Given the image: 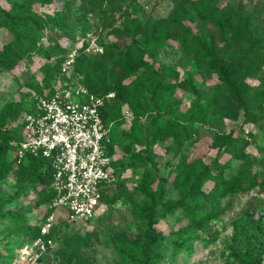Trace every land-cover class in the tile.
Returning a JSON list of instances; mask_svg holds the SVG:
<instances>
[{
  "label": "rangeland",
  "instance_id": "1",
  "mask_svg": "<svg viewBox=\"0 0 264 264\" xmlns=\"http://www.w3.org/2000/svg\"><path fill=\"white\" fill-rule=\"evenodd\" d=\"M131 1L125 0V5ZM113 2L115 6L119 4L118 0ZM228 2L251 12L261 28L257 35L242 24L227 32L221 58L228 60L239 80L264 92V0ZM88 3L89 0H77L65 19L70 27L77 28L76 47L83 38L92 42V38L79 36L83 31L79 18ZM98 3L89 24L103 51L92 49L88 52L91 56L103 54L104 43L117 40L110 34L111 24L124 25L122 11H111L112 5L105 2L110 10L106 15L100 0ZM0 6L11 9L12 3L0 0ZM131 7L138 19L146 22L150 17L168 16L174 2L138 0ZM52 11L53 6L40 2L32 5V12L37 15ZM105 23L107 28L102 26ZM190 25L202 39L209 40L215 34L211 23ZM11 37L8 29L0 28V48ZM128 41H119V45L125 47ZM147 43L148 38L141 35L139 44L146 48ZM59 45L63 51L51 57L40 52L11 70L0 66V264H22L21 248L49 216L46 182L39 179L38 171L12 162L4 129L19 105H27L42 89H50L56 83L57 79L47 71L69 53L73 40L59 39ZM249 50L251 70L246 58ZM145 59L147 69L150 65L159 69L166 65L179 72L178 76H163L167 82L177 80L178 85L155 94L154 83L139 82V107L123 104L112 109L110 123L120 171L118 185L105 210L93 220H73L67 218L66 211H57L56 244L45 254L42 264H140L141 248L153 238L146 224L152 204H157L154 227L166 234L160 240L163 258L156 264H257L255 258L264 264L263 188L256 186L249 191L209 198L200 195L192 203L199 207L194 209L181 204L205 166L210 168L201 185L205 193L213 188L219 174L228 178L238 172L241 160L233 158L223 146L230 135L250 138L246 154L251 173L264 180V101H255L245 109L228 96V101L219 105L229 92L218 87V74L199 71L193 55L177 40L166 41L155 56L146 54ZM100 75L96 69L93 81ZM137 75H131L130 80ZM186 79L196 85L199 93L186 86ZM144 156L150 159H143ZM207 217L210 219L204 229L187 227Z\"/></svg>",
  "mask_w": 264,
  "mask_h": 264
},
{
  "label": "trees",
  "instance_id": "2",
  "mask_svg": "<svg viewBox=\"0 0 264 264\" xmlns=\"http://www.w3.org/2000/svg\"><path fill=\"white\" fill-rule=\"evenodd\" d=\"M12 3L11 9L0 6V28L8 29L11 32V39L0 48V66L5 70H11L19 63L45 52L48 56H53L63 48L59 47V39L73 40V45L69 53L65 54L60 60H57L52 68L48 69L47 74H53L58 79L61 74V66L68 55L76 49L75 65L73 73L80 76L82 83L97 95L109 92L115 93V98L108 102L102 109L104 121L111 126L112 141L109 145V153L115 157V144L112 123H110L112 109L128 104L134 109L139 107V92L137 89L139 82H152L155 84L153 92L159 93L160 90L171 91L178 85V81H165L163 76L179 75V72L173 68L163 65L161 70L152 65L148 66L145 59L146 54L155 56L161 46L168 40H177L182 43L186 52L193 55L199 71L210 73L215 71L218 74V87L226 89L229 94L224 95L219 105L228 101V96L233 97L236 102L245 109L251 108L255 101H264V92L258 90L255 86L239 80L233 73L229 62L221 58V53L227 41L226 33L231 32L240 24L244 25L249 31L257 35V30L261 28L253 21L251 12L240 9L238 4L229 3V0H171L174 7L168 16L161 18L150 17L146 22H141L135 15L133 3L138 0H132L125 5V0H118L119 4L115 6L113 0H100L102 11L108 15L113 12L122 11L124 25L119 23L110 25V34L117 40L110 43H104V53L91 56L85 51L88 42L83 47L77 48L75 27H70L65 19L69 14L70 8L77 0H8ZM86 1V0H83ZM235 1V0H234ZM40 2L44 6H53L52 13L34 14L32 5ZM112 5L110 10L107 5ZM99 7L98 0H89L88 7L84 14L79 18L83 24V31L79 35L87 36L90 32L89 20L93 13ZM190 23L213 24L215 34L209 40L202 39L192 29ZM107 28V23L102 25ZM264 32V31H263ZM82 35V36H81ZM146 36L148 43L146 48L139 44L140 36ZM264 38V36H263ZM129 40L125 47L119 45V41ZM75 45V47H73ZM60 48V49H59ZM248 68L252 69L251 51L246 52ZM110 62V64L108 63ZM96 69L101 71L97 80L93 81V73ZM147 69V70H146ZM135 79L130 80V76L137 74ZM56 81V80H55ZM186 86L192 88L194 93H199V89L190 80L186 79ZM181 83V82H180ZM44 89L39 94L43 93ZM35 104V99L25 106H20L17 112L9 117L5 126L6 147L13 156V150L17 141L20 139L21 118L24 112L31 111ZM251 144L250 138L246 136H228L223 142L225 150L231 153L232 157L241 160L238 172L230 177L219 174L215 177L216 182L210 192H202L201 185L203 176L210 173L209 166H205L198 176V182L193 184L182 199L181 204L185 208H199L192 203L200 196H221L228 192L239 190L249 191L256 186L264 189V180L257 174L251 173V163L247 157L246 149ZM149 147V146H148ZM143 159H150L144 156ZM14 164L15 161L12 158ZM31 170L38 171L39 179L46 182L47 198L49 204V215L53 209L50 208L54 198V192L51 188L52 166L51 163L42 157L28 156L22 164H16ZM114 172L117 177L116 182L104 191L103 201L107 205L113 188L119 182V166L116 158L113 161ZM3 198L0 196V202ZM156 205L149 207L146 224L153 232V238L147 241L141 248V257L138 259L140 264H156L163 255L160 251V240L165 238V233L159 232L155 227ZM207 218H199L193 221L189 229H204ZM44 222V221H43ZM42 222V223H43ZM42 223L36 228L32 239L39 234ZM56 223L52 228V237L56 243L55 237ZM216 238L215 235L212 237ZM31 239V240H32ZM257 264L259 259L255 258ZM44 257L42 258V263Z\"/></svg>",
  "mask_w": 264,
  "mask_h": 264
},
{
  "label": "built area",
  "instance_id": "3",
  "mask_svg": "<svg viewBox=\"0 0 264 264\" xmlns=\"http://www.w3.org/2000/svg\"><path fill=\"white\" fill-rule=\"evenodd\" d=\"M92 38L85 48L103 51ZM85 38L77 45L83 47ZM95 46V48H93ZM101 49V50H100ZM77 51L63 61L61 74L50 89L35 97L31 111L21 118L20 139L13 150L16 164L28 156L47 159L52 166V213L42 223L39 234L20 250L22 264H42V258L55 247L52 228L58 210L67 218L93 220L105 210L104 191L117 180L109 153L111 126L102 109L115 98L114 92L97 95L73 73ZM129 113V110H127Z\"/></svg>",
  "mask_w": 264,
  "mask_h": 264
}]
</instances>
